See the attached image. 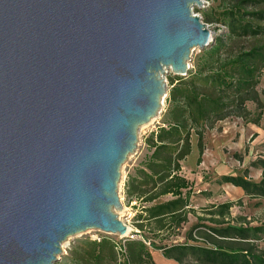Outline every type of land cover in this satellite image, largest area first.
I'll return each instance as SVG.
<instances>
[{
	"label": "water",
	"instance_id": "95a60500",
	"mask_svg": "<svg viewBox=\"0 0 264 264\" xmlns=\"http://www.w3.org/2000/svg\"><path fill=\"white\" fill-rule=\"evenodd\" d=\"M204 0H0V264L125 237L121 169L214 34Z\"/></svg>",
	"mask_w": 264,
	"mask_h": 264
},
{
	"label": "trees",
	"instance_id": "16d2710c",
	"mask_svg": "<svg viewBox=\"0 0 264 264\" xmlns=\"http://www.w3.org/2000/svg\"><path fill=\"white\" fill-rule=\"evenodd\" d=\"M213 1L219 4L207 20L222 23L228 30L203 50L188 78L171 80L163 124L148 137L143 168L129 184L130 202L142 204L137 219L142 240L125 245V253L108 237L89 242L76 250V264H159L156 252L174 264H186L190 256L212 264H264V252L255 249L257 240L264 237V224L232 219L233 201L210 206L207 219L215 225L202 224L204 217L193 204L195 183L183 172L194 146L197 163L203 162L206 135L220 122L242 118L260 126L264 115L259 90L264 75V0ZM250 102L257 105L255 113L248 108ZM257 166L263 170L258 183L248 178L247 171L221 176L218 183L239 187L249 198L264 199V157ZM192 216L197 223L187 230L185 243L156 244V237L180 236Z\"/></svg>",
	"mask_w": 264,
	"mask_h": 264
},
{
	"label": "rangeland",
	"instance_id": "374dc122",
	"mask_svg": "<svg viewBox=\"0 0 264 264\" xmlns=\"http://www.w3.org/2000/svg\"><path fill=\"white\" fill-rule=\"evenodd\" d=\"M204 4L201 8L195 7L194 11L203 17L205 23L209 25V28L215 32L214 38L218 34L226 32L227 26L222 23L210 22L207 20V15L212 14L218 7L217 2L213 0H204ZM204 49L195 48L191 54V60L189 62L191 71L196 70L198 61L201 59ZM188 76V75H187ZM184 78H188V77ZM168 81V96L172 89L170 85L172 79H176L178 76L174 75L171 70L166 74ZM261 91V98L264 104V75L259 86ZM164 99L163 105L159 115L153 119L149 124L142 126L138 134V147L136 151L129 156L121 169V181L119 183V196L123 203V210L120 213V218L123 222L127 223L130 227L129 234L125 237L118 235L106 234L100 230H89L81 234H77L69 237L62 245V254L59 256V260L56 264H76L78 260V252L76 250L82 249L89 242L100 241L104 237H108L118 244L117 248H124L129 242L141 241L142 234L137 228L139 220L138 216L142 210V204L137 201L130 202L129 184L133 178L139 177V169L143 168V161L147 154V139L150 134L157 131L159 126L163 124L164 116L169 108L167 98ZM249 110L255 113L257 111V105L254 103L248 104ZM206 151L203 156L202 164H198L196 159H192L188 165L193 174H196L202 168L203 182L207 183L206 190L203 193L198 194L196 191L193 198L194 207L197 209L198 214L204 217L202 224L206 226H214L211 221H208V213L212 210L210 206L218 205L227 200V196L232 198L235 205L232 207V219H238V221L248 222L253 225L264 224V199L263 198H249L244 193H238L237 190L232 189L229 186L220 187L219 185V162L222 161L231 170L239 171L244 174L248 172V178L251 179L257 176L255 173L259 170L257 162L260 158L264 157V115L261 120L260 126L253 123H246L242 118H233L220 122L216 129L209 131L205 138ZM235 154L241 156L235 157ZM257 174V173H256ZM257 179V177H256ZM204 185V184H203ZM202 190V189H201ZM228 194V195H227ZM191 223L181 231L180 236L166 235L163 237H156L155 242L157 245H172L185 243V236L187 230H189L193 224L197 223L196 217H191ZM204 230V229H202ZM151 233V232H149ZM146 230V235L149 238H154L152 234H149ZM152 241V240H151ZM256 252H264V237L257 240L255 243ZM161 253V252H160ZM160 253H155L156 260H159ZM121 255V262H122ZM135 264V263H132ZM186 264H212L205 260H200L197 256H190L186 261Z\"/></svg>",
	"mask_w": 264,
	"mask_h": 264
},
{
	"label": "crops",
	"instance_id": "0c3cea01",
	"mask_svg": "<svg viewBox=\"0 0 264 264\" xmlns=\"http://www.w3.org/2000/svg\"><path fill=\"white\" fill-rule=\"evenodd\" d=\"M198 156H199V153H198V150H197V147L194 146V150L191 154V156H189V158L183 163V172L185 174V176L187 177V179H189L192 183H195V186L200 187L199 190H198V194H200L201 192L205 191L206 190V186H208L207 183H204L203 182V177H202V168L196 173V174H193L192 171H189L191 170L188 163L192 160V159H196V161L198 160ZM202 164V163H201ZM225 163H223L222 161L219 162V168H218V173H219V177L221 176H224V175H238L241 173L239 171H235V170H231L229 169V167H227L226 165H224ZM257 173V174H256ZM255 173V175H257V179L256 177L253 175H251V179L253 182H260L263 178V170H261L259 168V170H257V172ZM204 184V185H203ZM206 185V186H205ZM224 186H229L231 187L232 189L234 190H237L238 193H244V191L239 188V187H236L234 185H231V184H224V185H220V187H224ZM202 189V190H201ZM195 191H196V188H195ZM228 195V194H227ZM245 195V194H244ZM226 201H233L232 198H230V196H227V200ZM141 213V212H140ZM159 257H161L159 260H157V262L159 264H174L173 261H169V260H166L163 258L162 254L160 253Z\"/></svg>",
	"mask_w": 264,
	"mask_h": 264
},
{
	"label": "built area",
	"instance_id": "2783aa9c",
	"mask_svg": "<svg viewBox=\"0 0 264 264\" xmlns=\"http://www.w3.org/2000/svg\"><path fill=\"white\" fill-rule=\"evenodd\" d=\"M205 2V1H204ZM121 252L125 253V245H124V248L120 249Z\"/></svg>",
	"mask_w": 264,
	"mask_h": 264
},
{
	"label": "bare ground",
	"instance_id": "6f19581e",
	"mask_svg": "<svg viewBox=\"0 0 264 264\" xmlns=\"http://www.w3.org/2000/svg\"><path fill=\"white\" fill-rule=\"evenodd\" d=\"M164 101V100H163ZM129 231H130V227H129Z\"/></svg>",
	"mask_w": 264,
	"mask_h": 264
}]
</instances>
